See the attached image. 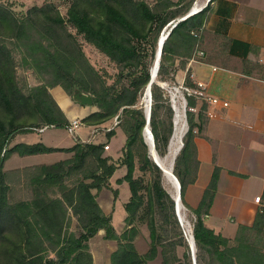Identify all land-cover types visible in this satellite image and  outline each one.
Wrapping results in <instances>:
<instances>
[{"label": "trees", "instance_id": "trees-1", "mask_svg": "<svg viewBox=\"0 0 264 264\" xmlns=\"http://www.w3.org/2000/svg\"><path fill=\"white\" fill-rule=\"evenodd\" d=\"M195 1L67 0L62 15L53 3L17 13L12 3L0 0V264H94L89 242L100 232L105 240L116 243L110 264H194L175 201L164 188L163 172L152 160L144 139V98L160 37L176 25L163 44L157 78L151 86L150 127L155 151L161 157L168 153L174 133V113L162 83L175 82L176 74L187 69L191 60L264 81L257 45L216 31L212 48L205 46L214 0L180 21ZM80 39L103 54L114 70L97 68ZM27 73L36 84L29 82ZM185 83L195 88L190 71ZM57 86L71 100L76 90L91 95L96 111L81 122L102 129L106 142L77 137L70 148L14 143L21 134L69 128L70 120L50 92ZM206 110V102L189 97L188 131L173 168L181 185V201L191 217L196 264H264V191L253 223L239 224L232 238L205 223L221 167L215 165L197 207L185 201L186 190L196 182L200 168L195 138L208 122ZM117 129L125 135V143L115 158L104 147ZM54 152L68 156L53 163L4 169L14 154L25 157ZM121 168L126 172L116 184L127 183L130 198L124 204V227L118 232L99 196L112 191L118 199L119 191L112 188L111 179ZM143 228L148 243L140 252L136 244Z\"/></svg>", "mask_w": 264, "mask_h": 264}, {"label": "crops", "instance_id": "crops-1", "mask_svg": "<svg viewBox=\"0 0 264 264\" xmlns=\"http://www.w3.org/2000/svg\"><path fill=\"white\" fill-rule=\"evenodd\" d=\"M216 31H224L233 39L260 47L259 61L264 64L262 0H214L205 30V38L209 36L205 41L208 49L213 46L208 40ZM188 71L195 87L202 83L205 95L219 98L228 106L207 103L204 113L208 122L195 138L200 168L196 182L186 190L185 201L189 206L197 207L215 165L221 167L218 190L205 223L217 233L232 238L239 224L253 223L262 205L256 198L262 197L264 191V81L191 60L187 69L176 74L175 82H185ZM50 92L70 121L83 119L96 111L91 107L77 110L59 86ZM199 108L200 105L196 111ZM119 156L120 152L113 157ZM230 171L244 177L232 175ZM125 172L121 168L111 179L112 188L119 191L118 199L124 183L118 185L116 180Z\"/></svg>", "mask_w": 264, "mask_h": 264}, {"label": "rangeland", "instance_id": "rangeland-1", "mask_svg": "<svg viewBox=\"0 0 264 264\" xmlns=\"http://www.w3.org/2000/svg\"><path fill=\"white\" fill-rule=\"evenodd\" d=\"M5 1L12 3L13 9L17 13L26 12L29 8L35 5L40 6L44 3H53L55 6H57V8L59 9L62 15H65L66 10H67V0H5ZM262 1L264 2V0ZM196 2L201 6V5H205L207 0H196L195 3ZM208 38L209 36L205 38V41ZM80 40L84 44V48H85L87 55L89 56V58L91 59V61L97 68L104 67L108 69L109 71L114 70L113 64L103 54L97 51L93 46L83 42L82 39ZM208 41H210L212 45L215 43V39L211 36ZM207 46L208 45H206V47ZM27 77L29 79V82L32 85L36 84L35 79L29 76V73H27ZM73 105L77 110L78 109L81 110L85 108L84 106H81L74 102H73ZM144 105H145V98H144ZM95 109L96 108H94V110ZM173 122H174V119H173ZM112 123L115 124L116 123L115 120L113 122L111 121L108 124L109 128H111V126L112 127L114 126L112 125ZM117 130H118L117 136L113 137L110 140V142H108L109 145H111L110 149L105 150L106 154H109L112 156H116L118 152L121 153V149L125 143V135L120 129H117ZM73 133L69 132L67 129L65 130V129H58V128H48L41 132H32L29 134L18 135L14 143L41 142L49 147L70 148L75 144V139L77 137L80 138L82 141H88V140L92 142H106L107 141L105 137V133L102 131V129L101 130L99 128H97V130L95 128L91 129L85 126L84 124L81 125L78 129L74 130ZM168 152H169V148H168ZM67 156H68L67 154L61 153V152H54V153L44 154V155L25 156V157H20L19 155L14 154L5 162L4 169L11 170V169H18V168H23V167L25 168L27 166H32L37 163L38 164L53 163V162L58 161L59 159H64ZM163 186L168 191V193L172 195L171 193L172 187L166 181L164 175H163ZM129 195H130V191H129L128 184L124 183L121 187V196L119 199L115 200L114 193L112 191H105L101 193V195L99 196V203L103 207L104 212L112 216V224L114 225L115 229L118 232H121L124 227V218L126 216V212L124 209V203L127 202ZM183 209H185L184 211L185 219H186V222L190 225V230H191V235H192V222H191V217L189 216L188 208H186L183 205ZM75 226L76 225L74 223L73 227ZM184 230H185V235L187 236V238H189L186 228H184ZM147 243H148V232L145 228H143L142 235L139 237L137 244H136L138 247V250L140 252H144L147 249ZM89 244H90L91 254L94 258V264H110L111 253L116 248L115 242L105 240L103 238V233L100 232L99 235H97L96 237L90 240Z\"/></svg>", "mask_w": 264, "mask_h": 264}, {"label": "built area", "instance_id": "built-area-1", "mask_svg": "<svg viewBox=\"0 0 264 264\" xmlns=\"http://www.w3.org/2000/svg\"><path fill=\"white\" fill-rule=\"evenodd\" d=\"M211 0H207L205 5H199L197 2L193 6L198 12L201 11ZM192 8V9H193ZM202 55V52L199 53ZM162 87L164 89L165 96L170 104L173 113H174V128H175V119L179 117L183 123L184 135L188 131V122H187V108H188V99L189 97H197L201 101H204L209 104L214 105H223L228 106L227 102H222L219 98L207 96L203 93L204 85L199 83L197 87L192 88L188 86L185 82H170V83H162ZM83 123L81 119H74L70 121V126L67 129L69 132H74V130L78 129ZM45 130L42 129L41 131ZM183 135V137H184ZM183 142V141H182ZM105 150L110 149L109 145H105ZM256 201L263 204L260 197L256 198ZM208 217V216H206Z\"/></svg>", "mask_w": 264, "mask_h": 264}, {"label": "water", "instance_id": "water-1", "mask_svg": "<svg viewBox=\"0 0 264 264\" xmlns=\"http://www.w3.org/2000/svg\"><path fill=\"white\" fill-rule=\"evenodd\" d=\"M197 12L198 11L196 9H194V8L191 9V11L187 15L182 17L180 19V21H183V20L187 19L188 17L192 16L193 14H195ZM174 26H176V25H174ZM171 29L168 32H166V33L163 32V34L160 37L158 51L156 53V58H155L153 67L151 69V81H150V83H149V85L147 87V90L145 92V95H148L149 104L145 103V105H144L145 113H146V119H147V124H146V127L144 129V139H145V143L148 145L150 156H151V150H155L154 137H153V133H152V130H151V127H150V116H151V106H152L151 86L156 81L158 70H159V65H160V59H161V55H162L163 44H164L165 40L168 38V36H169V34L171 32ZM72 101L74 103H77V104H79L81 106H84V107L94 108V102H93V99H92L91 95L83 93L80 90H76L74 92V94L72 96ZM146 133H148L149 139L151 140V146L147 142ZM151 147H152V149H151ZM182 147H183V142L181 144V147H180L179 151L181 150ZM179 151H178V153H179ZM175 159H176V157H175ZM175 159H174V161H175ZM153 161L162 170L163 175H164V171H163L162 167L157 163L156 160H153ZM173 168H174V162H173V167H172V175H173V179L175 180L176 185H177L178 199L174 198L171 194L170 195H171L172 199L175 201L176 214H177V217H178V220H179L180 224L183 226L182 221H181L180 216H179V213H178L179 200H181V185H180L177 177L173 174ZM101 233H103V232H101ZM187 240H188V242L190 244V247H191V253H192V257H193V262H194V264H196V260H195L196 249H195V243H194L193 235L191 236V239L187 238Z\"/></svg>", "mask_w": 264, "mask_h": 264}, {"label": "bare ground", "instance_id": "bare-ground-1", "mask_svg": "<svg viewBox=\"0 0 264 264\" xmlns=\"http://www.w3.org/2000/svg\"><path fill=\"white\" fill-rule=\"evenodd\" d=\"M145 103L149 104L148 95H145ZM183 127L184 126H183L181 119L179 117H177L175 119V128H174V133L172 136V141H171L170 146H169V152L165 157H161L156 153L155 150H151L152 159L156 160L157 163L162 167V169L164 171V177H165L166 181L169 183V185L172 187V192H171L172 196L176 199H178V189H177L176 182L173 179L172 167H173L174 159L177 156L178 151H179L181 144H182V139H183V135H184ZM146 139H147V142L151 146V140L149 139L148 133H146ZM151 149H152V147H151ZM184 211H185V209H183L182 202H181V200H179L178 213H179V216H180V219L182 221L184 228H186V230L188 232L189 239H191L192 235H191L190 225L186 222Z\"/></svg>", "mask_w": 264, "mask_h": 264}]
</instances>
